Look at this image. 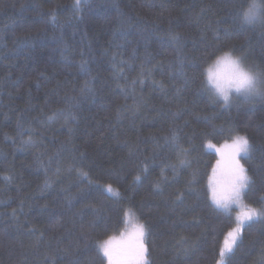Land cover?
Returning <instances> with one entry per match:
<instances>
[{"label": "trees", "instance_id": "16d2710c", "mask_svg": "<svg viewBox=\"0 0 264 264\" xmlns=\"http://www.w3.org/2000/svg\"><path fill=\"white\" fill-rule=\"evenodd\" d=\"M247 4L0 0V264H108L99 246L125 212L147 229V264L220 263L234 214L209 199L207 141L249 140L244 202L264 207V99L226 106L203 75L226 49L264 73ZM222 264H264V220Z\"/></svg>", "mask_w": 264, "mask_h": 264}, {"label": "snow or ice", "instance_id": "6c2138e0", "mask_svg": "<svg viewBox=\"0 0 264 264\" xmlns=\"http://www.w3.org/2000/svg\"><path fill=\"white\" fill-rule=\"evenodd\" d=\"M79 4L80 0H76L75 7H79ZM245 16L251 21L255 19L256 13L249 9ZM218 64H222V62H218ZM213 75V70L210 68V81ZM220 95L223 96L224 102L227 104L228 96L224 93H220ZM251 95V93L245 95L244 98L248 100ZM260 98L264 99V96ZM169 142L176 144L179 148L175 134L169 138ZM204 146L208 149H215L219 157L208 178L207 186L212 206L218 214L228 219H232L235 208L239 209L234 217V226L226 233L219 251L220 260L223 261L228 254L233 252L245 223L256 219L264 220V207L255 208L244 202L245 189L249 187L251 177L241 163V157L242 155L249 156L252 150L249 140L245 136L235 135L231 143L224 142L217 147L209 140ZM186 151L180 149L181 154H186ZM107 191L110 193L113 191L111 186L107 188ZM261 199L264 200V197ZM125 218V223L128 225L126 230L121 232L118 238L111 237L99 246L103 256L107 258L108 264H147L148 249L145 244L147 229L144 224L129 218V212H125Z\"/></svg>", "mask_w": 264, "mask_h": 264}, {"label": "clouds", "instance_id": "9594fccd", "mask_svg": "<svg viewBox=\"0 0 264 264\" xmlns=\"http://www.w3.org/2000/svg\"><path fill=\"white\" fill-rule=\"evenodd\" d=\"M249 9L256 13L255 19L251 21L245 16ZM240 15L245 24L264 23V0H248L247 7ZM210 68L214 73L211 81L209 80ZM203 75L205 86L210 88L212 94H215L214 96L219 100L224 101L220 93L228 96V102L233 96H245L250 93L251 98L264 96V73L247 67L243 59L234 54L231 49H226L209 60L203 69Z\"/></svg>", "mask_w": 264, "mask_h": 264}, {"label": "rangeland", "instance_id": "374dc122", "mask_svg": "<svg viewBox=\"0 0 264 264\" xmlns=\"http://www.w3.org/2000/svg\"><path fill=\"white\" fill-rule=\"evenodd\" d=\"M212 91V90H211ZM254 99H258V98H255V97H253V98H250V99H248V100H246L245 98H244V96H233V98L231 99V101L230 102H228L227 104H225V102L224 101H222L226 106H230V105H233L234 104V102H236V101H238V100H243V101H251V100H254ZM232 141H230V142H228V143H231ZM217 147H219V146H217ZM211 150H213L214 152H215V149H211ZM244 156L242 155V157H241V163H242V158H243ZM219 158V157H218ZM243 164V163H242ZM246 190L247 189H245V192H246ZM245 194V193H244ZM239 211V209L238 208H235V210L233 211V213L232 214H234V217H235V214L237 213ZM129 218H132V219H135L134 217H132V216H130ZM136 220V219H135ZM257 220V219H256ZM256 220H253V221H256ZM137 221V220H136ZM253 221H250V222H253ZM138 222V221H137ZM250 222H246L245 223V225H247L248 223H250ZM139 223V222H138ZM244 225V226H245ZM128 227V226H127ZM126 227V228H127ZM244 228V227H243ZM126 230V229H125ZM243 230V229H242ZM238 242V241H237ZM237 244V243H236ZM235 247V246H234ZM229 255V254H228ZM225 260V259H224ZM223 260V261H224ZM223 261H221L220 260V263L219 264H222L223 263Z\"/></svg>", "mask_w": 264, "mask_h": 264}, {"label": "bare ground", "instance_id": "6f19581e", "mask_svg": "<svg viewBox=\"0 0 264 264\" xmlns=\"http://www.w3.org/2000/svg\"><path fill=\"white\" fill-rule=\"evenodd\" d=\"M82 210V209H81Z\"/></svg>", "mask_w": 264, "mask_h": 264}]
</instances>
